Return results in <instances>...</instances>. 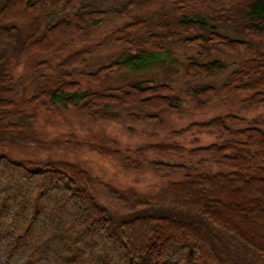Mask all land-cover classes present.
I'll return each mask as SVG.
<instances>
[{"label": "trees", "instance_id": "obj_1", "mask_svg": "<svg viewBox=\"0 0 264 264\" xmlns=\"http://www.w3.org/2000/svg\"><path fill=\"white\" fill-rule=\"evenodd\" d=\"M137 4L128 0L119 8L101 9L87 0H0V55L18 41L19 63L38 73L54 67L57 78L23 99L0 97V143L8 136L3 127L18 125L6 121L26 108L60 103L93 119L114 118L112 107L137 108L154 123L161 121L162 111H184L183 99L169 82L135 76L105 89L82 90L75 79L111 82L124 67L155 65L158 52L171 51L167 42L196 48L195 56L183 62L186 75L212 79L226 73L219 84L188 88L196 108L207 107L221 93H245L246 104H264V48L233 67L214 56L242 53L253 43L264 46V0H234L204 14L196 5L174 0L171 22L139 16L106 35L95 47L126 48L89 69L93 49L86 43L95 26L111 15H127ZM41 5L48 8L31 21ZM231 30L244 36L235 37ZM206 134L215 140L202 143ZM172 136L190 138V144L173 138L136 149L100 146L98 151L136 164L154 155L157 170L185 172L183 179L161 188L163 196L196 205L203 219L264 254V118L217 116L190 122ZM169 157L186 162L164 160ZM156 204L142 202L116 220L93 194L89 174L76 164L0 154V264H223L201 229Z\"/></svg>", "mask_w": 264, "mask_h": 264}, {"label": "rangeland", "instance_id": "obj_2", "mask_svg": "<svg viewBox=\"0 0 264 264\" xmlns=\"http://www.w3.org/2000/svg\"><path fill=\"white\" fill-rule=\"evenodd\" d=\"M128 0H87L94 7L119 8ZM140 2L127 15H111L100 25L95 26L91 39L87 41L92 46L93 54L89 59V69H94L109 58L119 55L126 46L112 44L95 47L103 38L121 25L147 16L149 19L171 22L168 16L173 15L172 2L174 0H137ZM191 6H198L201 13H209L222 7H229L234 0H183ZM48 7L42 5L33 15L43 14ZM164 20V21H163ZM28 25L22 29L27 32ZM235 37H243L241 32L231 30ZM17 44L13 41L1 52L0 97L20 100L34 93L39 85L52 86L55 83V68H48L41 72H34L24 63L17 60ZM171 51L158 52L159 63L148 65L138 70L124 67L111 82L91 83L80 75L75 79L80 82L82 90H100L116 86L126 79L135 76H145L160 82H169L176 93L183 99L185 106L182 112L162 111V119L158 123L144 119V112L137 108L112 107L109 111L115 115L112 119H93L83 115L75 109L64 107L57 103L50 109H23L20 116L9 118L7 122L17 123L15 127H3L8 136L0 143V154L13 158L33 160L65 161L76 164L90 176L91 187L95 197L106 205L116 220L130 214L142 202L161 204L179 214L188 222H192L201 229L214 243L223 264H264V254L257 253L246 247L232 232L219 225L211 223L200 216L199 207L185 199L162 194L161 188L170 181L184 178L183 171L157 170L152 155L141 164L128 161L124 157L103 155L98 151L100 146L110 149H136L146 144L170 141L174 137L172 132L190 122L204 121L217 116L234 114L239 117L252 119L264 118V104L250 106L244 102L245 93H221L207 106L196 108L197 99L188 94V88L211 82L221 83L225 74L212 79H199L188 76L184 72V63L189 56H195L196 48L186 47L178 42L165 43ZM264 48L263 45L253 43L248 51L238 54L215 53L214 56L227 61L230 67L253 56L254 51ZM151 63V62H150ZM157 64V65H156ZM225 100V101H223ZM5 124V123H4ZM6 125V124H5ZM176 139V138H174ZM187 144L190 138H179ZM213 135H203L202 143L214 141ZM124 156V155H123ZM170 162H186V159L175 157L165 158Z\"/></svg>", "mask_w": 264, "mask_h": 264}]
</instances>
